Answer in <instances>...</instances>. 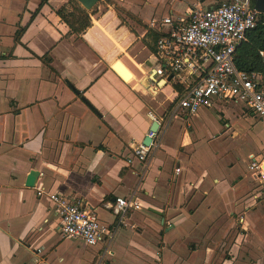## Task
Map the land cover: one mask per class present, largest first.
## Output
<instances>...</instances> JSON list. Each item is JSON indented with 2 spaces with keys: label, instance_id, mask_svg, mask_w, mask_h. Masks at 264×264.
<instances>
[{
  "label": "crops",
  "instance_id": "1",
  "mask_svg": "<svg viewBox=\"0 0 264 264\" xmlns=\"http://www.w3.org/2000/svg\"><path fill=\"white\" fill-rule=\"evenodd\" d=\"M117 1L100 0L77 34L57 14L77 0H0V264H264V185L213 146L234 103L174 117L185 84L153 69L149 32L161 26L150 22L217 0ZM207 109L219 121L194 129ZM149 112L161 120L155 146L146 162L128 163L151 132ZM263 149L248 154L249 168ZM31 170L40 172L34 187ZM38 187L84 200L108 227L117 217L106 201L142 207L111 240L89 245L60 236V215Z\"/></svg>",
  "mask_w": 264,
  "mask_h": 264
},
{
  "label": "built area",
  "instance_id": "2",
  "mask_svg": "<svg viewBox=\"0 0 264 264\" xmlns=\"http://www.w3.org/2000/svg\"><path fill=\"white\" fill-rule=\"evenodd\" d=\"M260 12L251 0H217L211 6L189 5L186 17L165 16L150 22V29L157 25L153 65L155 75L184 83L171 108L172 116L196 114L202 107L212 108L217 100H224L247 107L264 119V79L258 72L239 69L235 63L237 47L247 40V34L256 27ZM167 27V29H163ZM264 61V50L260 51ZM150 116L161 123L152 112ZM157 132L151 131L149 145L139 144L127 157L146 162ZM264 158H252L250 169L258 173L264 185ZM180 167L175 169L179 173ZM38 196L47 195L60 215L59 234L63 239L80 238L89 245H97L113 238L116 228L127 225L132 209H141L137 198L116 197L104 203V208L117 217L115 227L104 226L94 210L84 205V200L46 191L36 190ZM243 224L244 217H240Z\"/></svg>",
  "mask_w": 264,
  "mask_h": 264
},
{
  "label": "rangeland",
  "instance_id": "3",
  "mask_svg": "<svg viewBox=\"0 0 264 264\" xmlns=\"http://www.w3.org/2000/svg\"><path fill=\"white\" fill-rule=\"evenodd\" d=\"M106 1L118 4L117 0ZM97 6L94 7L92 11L90 10L91 14L94 15L97 12ZM184 8L185 5L181 9H176L174 16L176 18L183 17L182 15L186 11ZM67 9L71 10L70 7H67ZM240 105L241 104L234 103L233 105L226 106L225 113L229 118L228 123L230 125V128H227L223 124V121L221 122L223 129H227V131L223 132V134L221 133V139L218 142L216 141L215 143H213V146L218 147L219 149H227L229 153L226 156V160H233L234 163H238L235 167V170L238 169L239 171H241L240 174L248 173L249 176H252L251 169L249 168L248 164L245 163V161H247L248 154L251 151L258 149V145H264V122H262V120L260 119L255 118L252 114V111L244 110L243 108L241 109ZM207 111L209 114L207 115L208 119L200 120L197 123L194 122L192 124V127L194 129L199 128L203 131L206 130V127H213L212 124L215 122L214 120H218V112L216 109H207ZM255 133L257 134V137ZM256 153H264V149ZM256 174L258 175V173ZM251 233L252 231H249L247 236L249 237ZM252 236H254V231L251 237Z\"/></svg>",
  "mask_w": 264,
  "mask_h": 264
},
{
  "label": "trees",
  "instance_id": "4",
  "mask_svg": "<svg viewBox=\"0 0 264 264\" xmlns=\"http://www.w3.org/2000/svg\"><path fill=\"white\" fill-rule=\"evenodd\" d=\"M48 0H42L41 4ZM73 4V9L68 10L66 5L57 10V14L67 23L73 33L80 34L91 24V12L82 6ZM93 13V12H92ZM153 41H157L160 33L155 30L149 32ZM247 41L242 42L236 50L235 63L239 69L249 72H258L264 79V61L260 51L264 50V15L261 14L255 28L247 34Z\"/></svg>",
  "mask_w": 264,
  "mask_h": 264
},
{
  "label": "water",
  "instance_id": "5",
  "mask_svg": "<svg viewBox=\"0 0 264 264\" xmlns=\"http://www.w3.org/2000/svg\"><path fill=\"white\" fill-rule=\"evenodd\" d=\"M77 1L87 11L92 10L94 7H96L100 3V0H77ZM255 7H256V9L258 11L264 12V4L262 5V2L260 0H258L256 2ZM159 126H160L159 122L155 120V122L153 123V125H152L150 130L154 131V132H157ZM151 141H152V139L148 135L146 137V139L144 140V144L149 145ZM39 175H40V172L38 170H31V172L29 173V175L27 177L26 185L30 186V187H34L36 185V181H37Z\"/></svg>",
  "mask_w": 264,
  "mask_h": 264
},
{
  "label": "flooded vegetation",
  "instance_id": "6",
  "mask_svg": "<svg viewBox=\"0 0 264 264\" xmlns=\"http://www.w3.org/2000/svg\"><path fill=\"white\" fill-rule=\"evenodd\" d=\"M258 0H251V2H252V4H253V6L255 7V5H256V2H257ZM261 2H262V5L264 4V0H260ZM260 12V11H259ZM261 13V12H260Z\"/></svg>",
  "mask_w": 264,
  "mask_h": 264
},
{
  "label": "bare ground",
  "instance_id": "7",
  "mask_svg": "<svg viewBox=\"0 0 264 264\" xmlns=\"http://www.w3.org/2000/svg\"><path fill=\"white\" fill-rule=\"evenodd\" d=\"M119 66H120V63L116 65V68L119 69V68H120ZM263 164H264V163H263Z\"/></svg>",
  "mask_w": 264,
  "mask_h": 264
}]
</instances>
